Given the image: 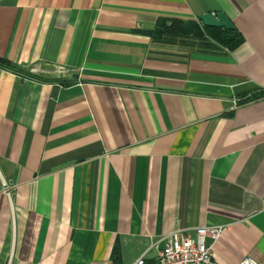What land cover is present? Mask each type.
Segmentation results:
<instances>
[{
  "label": "crops",
  "instance_id": "0c3cea01",
  "mask_svg": "<svg viewBox=\"0 0 264 264\" xmlns=\"http://www.w3.org/2000/svg\"><path fill=\"white\" fill-rule=\"evenodd\" d=\"M216 11L232 50L145 32ZM0 57L40 78L0 67V264H153L200 225L264 264V0H0Z\"/></svg>",
  "mask_w": 264,
  "mask_h": 264
},
{
  "label": "built area",
  "instance_id": "2783aa9c",
  "mask_svg": "<svg viewBox=\"0 0 264 264\" xmlns=\"http://www.w3.org/2000/svg\"><path fill=\"white\" fill-rule=\"evenodd\" d=\"M34 71L35 69H31ZM223 225H200L192 229H176L166 235L153 264H215L212 260V245L224 230ZM130 264H147L145 254ZM238 264H258L245 256Z\"/></svg>",
  "mask_w": 264,
  "mask_h": 264
},
{
  "label": "trees",
  "instance_id": "16d2710c",
  "mask_svg": "<svg viewBox=\"0 0 264 264\" xmlns=\"http://www.w3.org/2000/svg\"><path fill=\"white\" fill-rule=\"evenodd\" d=\"M150 35L158 33H169V34H183V35H193V36H207L216 43L227 47L232 50L242 43L243 39L239 32L235 29L228 30L222 27H207L193 20L184 21L178 18H172L170 20L159 21L153 30L145 31ZM0 67L8 68L15 71L25 77L32 79H40L37 75L31 73L26 68H20V66L13 67L12 63L8 60L0 57ZM63 83H68L69 81L63 80ZM264 94V89L259 90L255 93V96H261Z\"/></svg>",
  "mask_w": 264,
  "mask_h": 264
},
{
  "label": "water",
  "instance_id": "95a60500",
  "mask_svg": "<svg viewBox=\"0 0 264 264\" xmlns=\"http://www.w3.org/2000/svg\"><path fill=\"white\" fill-rule=\"evenodd\" d=\"M199 22L207 27H222L224 29L232 30L234 25L230 18L223 11L207 12L197 16ZM13 67L18 65L12 64ZM20 68H22L20 66Z\"/></svg>",
  "mask_w": 264,
  "mask_h": 264
}]
</instances>
